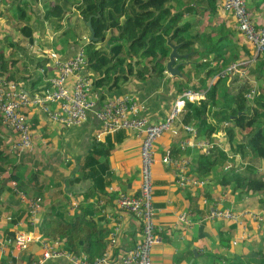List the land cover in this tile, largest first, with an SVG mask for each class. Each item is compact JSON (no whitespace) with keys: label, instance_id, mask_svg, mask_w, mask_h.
Returning <instances> with one entry per match:
<instances>
[{"label":"crops","instance_id":"crops-1","mask_svg":"<svg viewBox=\"0 0 264 264\" xmlns=\"http://www.w3.org/2000/svg\"><path fill=\"white\" fill-rule=\"evenodd\" d=\"M49 2L55 0H24L26 21L21 25L16 18L10 21L2 19L0 22L3 30L1 52L5 55L4 68L0 61L1 77H10L13 79L11 81L17 82L29 94L47 90L50 87L47 78L55 75L53 58L44 50L52 49L63 59H68L81 47L87 50L91 43L93 48L105 49L110 46V34L102 39L95 33V38L91 40L93 26H74L77 20L78 23L83 22L74 0L64 9L60 22L62 26H55L46 17ZM248 7L256 23L264 27V0H249ZM219 12L218 19L214 21L215 26H194L192 32L198 34L195 47L202 53L196 55L194 51L187 50L179 52L183 43L176 44L179 45L178 53L183 56L175 62V65H179L181 75H172L168 71L169 56L162 75L151 68L152 76L147 79L131 78L121 87L113 88L112 84L120 74L118 67H115L107 75L111 76V80H106L103 86L98 87L93 80L104 74L92 65L94 61H90L91 64L80 75L89 77L93 82L91 98L97 104L96 109L109 98L131 94L142 105L140 116L158 123L167 117L176 100L186 91L181 90L180 86L184 80H189L190 88L195 87L202 94L200 102L194 101L200 107L209 88L219 79L218 65L222 56H219L218 42L223 27V36H230L228 29L236 32L235 36L227 39L229 49L223 50L224 56H230L234 48H238L242 59L251 62L246 66V75L236 73L225 79L224 84L228 86L226 92L236 91L248 82L250 90L256 89L257 95L264 94V68L262 77L254 75L260 63L258 59H263L264 53L256 52L238 30L234 19L227 23L232 18L231 14L221 10L220 6ZM23 24L32 29V37L22 34ZM209 70L216 75L209 76ZM221 101L227 103V97L221 94ZM184 107L174 125L155 146L154 205L159 240L153 248L152 264H264V222L244 218L242 223H237L209 218L215 206L239 213L245 209L264 211V193L246 195L234 191L235 182L223 186L220 183L221 177L215 174L222 168L219 164L206 175L197 170L202 164V156L208 157L216 146L222 148L229 157L224 168L226 170L231 167L244 169L252 161L260 172H264V159H251L253 153L250 151L245 155L234 152L226 129L234 123L216 125L219 128L211 140L201 135L196 119L186 121L189 115ZM217 108L211 104L205 117L214 125L217 123L214 118ZM25 112L32 124L33 145L23 153L9 152L15 134L3 125L0 114V136L8 145L2 163L3 171H0V264H9L13 259L15 264H33L43 254L39 242L33 243L27 250L8 245L6 242L10 235L18 231H30L44 238L39 231V225L44 220L58 217L63 212L70 217L74 213H81L86 207H91L92 222L98 231L103 232L101 237L105 239V246L102 255H109L111 262L117 264L124 251L135 247L143 236L142 219L133 212L122 210L118 202L120 193L139 194L141 191L142 136L125 129L103 134L98 139L101 122L93 111L80 125L66 128L53 122L37 106H29ZM186 125L196 128L195 135L185 128ZM234 130L238 135L237 140L243 138L238 127ZM202 141L215 145H193ZM185 142H189V145L184 147ZM168 152L172 158L186 165L189 175L209 179V183L206 186H180L177 182L179 168L163 161ZM208 160L211 164L214 159ZM12 182H17L19 189L28 198L41 199V206L34 217L26 197L21 198ZM96 182L103 184L101 190L96 189ZM181 214H185V222L180 221ZM115 225H118V231ZM114 232L117 234L115 241L112 238ZM235 240L237 244H234ZM101 242L96 244L97 250L101 248ZM57 246L70 252L61 241H58ZM77 254H84L91 259L99 256L92 258L84 250ZM45 264H70V261L66 256H58L46 260Z\"/></svg>","mask_w":264,"mask_h":264},{"label":"trees","instance_id":"trees-1","mask_svg":"<svg viewBox=\"0 0 264 264\" xmlns=\"http://www.w3.org/2000/svg\"><path fill=\"white\" fill-rule=\"evenodd\" d=\"M73 0H55L47 4L46 17L55 25L62 26L61 19L66 5ZM222 0H74L76 9L80 11L83 22L76 21L74 26H89L88 21L95 30L96 36L105 39L108 34L109 41L107 48H93L91 43L86 52L92 65L96 70L104 74L99 79L93 80L99 87L110 81L109 75L111 69L118 67V77L115 79L112 87H121L122 84L131 78L147 79L152 76L151 68L159 75L166 70V62L172 51V46L183 43L179 52L194 51L197 54L202 53L195 47L198 34L193 33L194 26H215L214 21L218 19L220 12L219 6ZM61 4H59V3ZM247 4L249 0H246ZM12 15H10V13ZM18 19L21 25L27 18V9L24 6V0H0V22L2 19L10 21ZM234 17L229 18L227 23L233 21ZM234 22L236 23L235 19ZM223 24V22H222ZM220 26H227L226 24ZM22 34L32 37L33 32L26 24L22 25ZM0 26V61L4 68L5 55L1 52V34L3 30ZM224 27L221 28L220 41L218 42L219 73L234 62L243 60L238 48H234L230 56L225 57L223 50L229 49L227 39L236 35L235 31L228 29L231 36H223ZM248 52L246 47H243ZM224 56V57H223ZM241 56V57H240ZM258 59V58H257ZM260 63L253 72L258 78L263 76L264 58L258 59ZM230 61H233L230 63ZM248 66V65H246ZM2 68V70H3ZM183 68V67H182ZM2 73H0L1 77ZM216 75L209 70V76ZM13 80L10 77H6ZM226 78H219L213 86L209 88L207 97L199 107L194 101H187L184 109L188 111L189 118L187 122L197 120L198 131L201 135L212 139L215 133L224 122L234 123L227 129L229 141L235 153L242 155L249 151L253 153L254 158L264 159V94H258L254 101H250L246 94L251 89L250 83L246 82L236 91L226 90L227 84H224ZM191 80V79H190ZM182 89H191L189 80L182 81ZM197 90L195 87L193 88ZM198 91V90H197ZM221 94L227 97L228 102L221 101ZM218 107L214 111V118L217 123L208 122L206 114L210 105ZM222 106V107H221ZM235 127L240 129L242 137L237 140ZM8 145L0 136V171L2 170L3 160L6 158ZM210 155V156H209ZM203 161L197 170L206 175L212 169L221 165V169L215 172L221 177L220 183L223 186L235 182L234 191H240L242 194L253 195L264 193V172H260L254 162L247 164L244 169L241 167H231L227 170L225 164L228 160L227 153L216 146L207 156H202ZM213 158L211 164L208 159ZM255 161V160H254ZM103 184L96 182V189L101 190ZM91 207L84 208L81 213H74L67 217L65 212L58 217H52L44 220L39 225V231L44 239L49 241H61L64 247L72 253L86 251L93 258L103 254L105 242L101 237L102 231H98L92 216ZM94 211V210H93ZM106 233V231H105ZM14 234L10 235L13 236ZM101 242V248L97 250V243Z\"/></svg>","mask_w":264,"mask_h":264},{"label":"built area","instance_id":"built-area-1","mask_svg":"<svg viewBox=\"0 0 264 264\" xmlns=\"http://www.w3.org/2000/svg\"><path fill=\"white\" fill-rule=\"evenodd\" d=\"M220 8L234 17L238 30L254 46L256 52L264 53V27L256 23L246 0H222ZM44 53L53 58L55 75L47 78L50 87L42 93L29 94L17 82L0 77V114L3 125L15 134V141L10 145L9 152L23 153L33 145L32 124L25 112L29 106L41 108L53 122L63 128L80 125L87 120L89 112L93 111L101 122L98 139L103 134L125 129L132 130L142 136L141 191L139 194L120 193L118 202L122 210L133 212L142 219L143 236L135 247L124 251L117 264H152L153 248L159 240L154 205L156 142L174 125L182 113L185 103L187 101L200 102L202 94L193 88L186 90L176 100L167 117L158 123H152L146 117L140 116L142 105L131 94L109 98L103 102L99 109H96L97 104L91 98L93 82L89 77L80 75V72L88 66L86 50L81 47L75 55L68 59H63L52 49L44 50ZM249 63H251L249 60L234 62L220 72L217 79L226 78L236 73L246 75V65ZM213 82L214 80H212ZM256 95V89H252L246 94L249 99H253ZM185 128L195 135L196 128L194 126L186 125ZM200 144L207 147L215 145L209 141L193 145L199 146ZM188 145L189 142L184 143V147ZM163 161L179 168L177 182L182 187L192 184L206 186L209 183V179L189 175L186 165L172 158L170 152L164 156ZM12 183L21 198L26 197L30 213L34 217L41 206V199L28 198L19 189L17 182ZM209 218L227 219L237 223H242L244 218L255 222H264V211L245 209L239 213L233 209L215 206L209 214ZM180 221H186L185 214L180 215ZM116 230L118 231V225ZM116 236L117 234L114 232L113 241L116 240ZM36 242L42 245L43 254L34 260L33 264H45L46 260L58 256H66L70 264H113L109 255L91 259L84 254L70 253L59 248L58 241L54 243L30 231H18L14 237L7 239L6 243L19 250H27ZM237 242L235 240L234 244ZM9 264H15V260H11Z\"/></svg>","mask_w":264,"mask_h":264},{"label":"water","instance_id":"water-1","mask_svg":"<svg viewBox=\"0 0 264 264\" xmlns=\"http://www.w3.org/2000/svg\"><path fill=\"white\" fill-rule=\"evenodd\" d=\"M88 25L92 26L91 21H88ZM95 38V32L92 29V35H91V40ZM178 48L179 45H173L172 46V52L170 54V60L167 64V69L172 75H181V72L179 70V65H175V62L178 58L183 57L178 53Z\"/></svg>","mask_w":264,"mask_h":264},{"label":"rangeland","instance_id":"rangeland-1","mask_svg":"<svg viewBox=\"0 0 264 264\" xmlns=\"http://www.w3.org/2000/svg\"><path fill=\"white\" fill-rule=\"evenodd\" d=\"M13 23H14V20H13ZM229 76H227V78H228Z\"/></svg>","mask_w":264,"mask_h":264}]
</instances>
